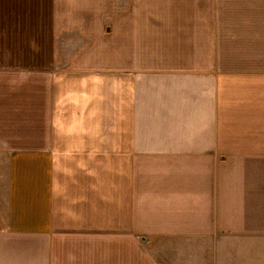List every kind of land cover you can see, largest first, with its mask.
I'll list each match as a JSON object with an SVG mask.
<instances>
[{
  "label": "crops",
  "instance_id": "obj_1",
  "mask_svg": "<svg viewBox=\"0 0 264 264\" xmlns=\"http://www.w3.org/2000/svg\"><path fill=\"white\" fill-rule=\"evenodd\" d=\"M263 254L264 0H0V264Z\"/></svg>",
  "mask_w": 264,
  "mask_h": 264
},
{
  "label": "rangeland",
  "instance_id": "obj_2",
  "mask_svg": "<svg viewBox=\"0 0 264 264\" xmlns=\"http://www.w3.org/2000/svg\"><path fill=\"white\" fill-rule=\"evenodd\" d=\"M177 243V246H183L184 242L175 241L171 238H162L161 240H156L155 244L150 247V252L162 262H166L167 259H173L175 257H180L181 254H188L190 251H180L174 243ZM185 246V245H184ZM262 259L264 260V254L262 255Z\"/></svg>",
  "mask_w": 264,
  "mask_h": 264
}]
</instances>
